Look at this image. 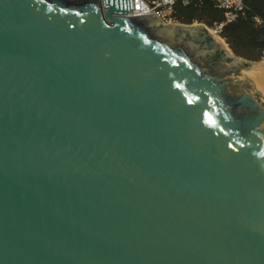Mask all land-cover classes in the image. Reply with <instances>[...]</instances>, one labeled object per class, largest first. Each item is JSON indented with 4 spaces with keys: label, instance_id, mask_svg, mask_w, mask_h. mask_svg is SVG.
I'll return each instance as SVG.
<instances>
[{
    "label": "water",
    "instance_id": "water-1",
    "mask_svg": "<svg viewBox=\"0 0 264 264\" xmlns=\"http://www.w3.org/2000/svg\"><path fill=\"white\" fill-rule=\"evenodd\" d=\"M130 11L0 0V264H264V62Z\"/></svg>",
    "mask_w": 264,
    "mask_h": 264
},
{
    "label": "trees",
    "instance_id": "trees-1",
    "mask_svg": "<svg viewBox=\"0 0 264 264\" xmlns=\"http://www.w3.org/2000/svg\"><path fill=\"white\" fill-rule=\"evenodd\" d=\"M172 16L180 23L216 28L224 20V10L213 0H175ZM217 33L234 55L250 61L264 59V0H243L234 18Z\"/></svg>",
    "mask_w": 264,
    "mask_h": 264
},
{
    "label": "built area",
    "instance_id": "built-area-1",
    "mask_svg": "<svg viewBox=\"0 0 264 264\" xmlns=\"http://www.w3.org/2000/svg\"><path fill=\"white\" fill-rule=\"evenodd\" d=\"M133 9L127 14L130 15H143L153 14L161 23L178 22L173 16V4L175 0H132ZM214 3L224 10V20L218 24L216 28H210L213 32L217 33V29L225 22L234 18L236 10L242 7L243 0H213Z\"/></svg>",
    "mask_w": 264,
    "mask_h": 264
},
{
    "label": "bare ground",
    "instance_id": "bare-ground-1",
    "mask_svg": "<svg viewBox=\"0 0 264 264\" xmlns=\"http://www.w3.org/2000/svg\"><path fill=\"white\" fill-rule=\"evenodd\" d=\"M222 43L228 49L227 45L223 41H222ZM228 51H230V50L228 49ZM258 62H264V60H261V61H258ZM253 63H256V62H253Z\"/></svg>",
    "mask_w": 264,
    "mask_h": 264
},
{
    "label": "rangeland",
    "instance_id": "rangeland-1",
    "mask_svg": "<svg viewBox=\"0 0 264 264\" xmlns=\"http://www.w3.org/2000/svg\"><path fill=\"white\" fill-rule=\"evenodd\" d=\"M195 23H197V22H195ZM261 60H264V59H261ZM261 60H259V61H261Z\"/></svg>",
    "mask_w": 264,
    "mask_h": 264
}]
</instances>
